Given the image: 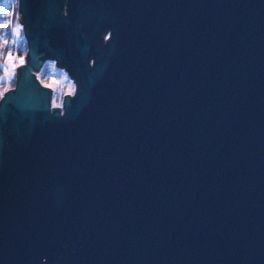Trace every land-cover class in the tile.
<instances>
[{"label":"water","instance_id":"95a60500","mask_svg":"<svg viewBox=\"0 0 264 264\" xmlns=\"http://www.w3.org/2000/svg\"><path fill=\"white\" fill-rule=\"evenodd\" d=\"M16 6L0 264H264V0Z\"/></svg>","mask_w":264,"mask_h":264},{"label":"trees","instance_id":"16d2710c","mask_svg":"<svg viewBox=\"0 0 264 264\" xmlns=\"http://www.w3.org/2000/svg\"><path fill=\"white\" fill-rule=\"evenodd\" d=\"M16 3V1H15ZM0 9H4V11H7V0H0ZM15 12V20H16V13H17V6L14 9ZM5 19H8L9 17H4ZM2 31V29H0ZM22 39L17 42L16 45H11L9 43L8 48H2L0 47V97L3 95L4 88L12 89L15 82V68H13L11 65H9V72L11 74H8V77L6 80H2V74L4 73L3 69L5 64V57L7 56V52L10 49L15 56L23 57L26 51V45L25 40L23 37ZM10 40V38H9ZM16 63L18 64L19 61L17 60ZM51 68H55L56 73L55 74H49ZM57 66L54 64L53 60L45 59L42 62L41 68L37 72V80L41 85H44L51 90V96H50V105L51 107H60L63 95L66 94V91L64 90V86L61 84V79L63 74H60L57 70ZM59 69V68H58ZM64 73V71H63ZM65 74V73H64ZM66 75V74H65ZM9 78V79H8ZM9 80V81H8Z\"/></svg>","mask_w":264,"mask_h":264},{"label":"snow or ice","instance_id":"6c2138e0","mask_svg":"<svg viewBox=\"0 0 264 264\" xmlns=\"http://www.w3.org/2000/svg\"><path fill=\"white\" fill-rule=\"evenodd\" d=\"M16 7V3L13 0H7V11L4 9H0V47L8 48L10 43L9 38H11V44L16 45L17 42L21 38V26L19 24L14 25L15 20V12L14 9ZM4 17H9L5 19ZM19 61V64L22 65L25 63L23 57L15 56L13 52L9 49L7 52V56L5 57V62L10 64L13 68L17 65L16 61ZM5 76H8V69H3ZM4 93H7L8 89H3Z\"/></svg>","mask_w":264,"mask_h":264},{"label":"rangeland","instance_id":"374dc122","mask_svg":"<svg viewBox=\"0 0 264 264\" xmlns=\"http://www.w3.org/2000/svg\"><path fill=\"white\" fill-rule=\"evenodd\" d=\"M16 0H14V2H15ZM15 24H19L20 25V23L18 22V20H14V25ZM21 26V25H20ZM21 37H23V33H22V30H21ZM22 38H20V40H21ZM19 40V41H20ZM10 44H11V38H10ZM12 45V44H11ZM5 64H6V66H4V69L5 68H7L8 69V73L9 74H11V72H9V65L10 64H8V63H6L5 62ZM55 64V63H54ZM56 73V70H55V68H51V70H50V75L51 74H55ZM63 74V76H62V79H61V83H62V86H64L65 88H64V90L66 91V93H68L69 95H72V93H73V90H74V85H73V83H72V80L68 77V75L66 74H64V73H62ZM7 77L8 76H5V74L3 73L2 74V80H6L7 79ZM9 79V78H8ZM9 81V80H8Z\"/></svg>","mask_w":264,"mask_h":264},{"label":"flooded vegetation","instance_id":"af4514ba","mask_svg":"<svg viewBox=\"0 0 264 264\" xmlns=\"http://www.w3.org/2000/svg\"><path fill=\"white\" fill-rule=\"evenodd\" d=\"M99 35L102 37L103 42H105L106 40H108V38H109V28H107L103 34L100 32ZM24 40H25V39H24ZM25 44H26V42H25ZM53 62H54V61H53ZM58 68H59V69H58ZM58 68H57V70H58V72H59L60 74H62L63 71H64V73H66L65 70H64L63 68H60V67H58ZM68 77H69V76H68ZM69 78H70V77H69ZM61 84H62V83H61Z\"/></svg>","mask_w":264,"mask_h":264},{"label":"built area","instance_id":"2783aa9c","mask_svg":"<svg viewBox=\"0 0 264 264\" xmlns=\"http://www.w3.org/2000/svg\"><path fill=\"white\" fill-rule=\"evenodd\" d=\"M13 2H14V0H13ZM16 20H17V13H16ZM37 75V74H36Z\"/></svg>","mask_w":264,"mask_h":264}]
</instances>
